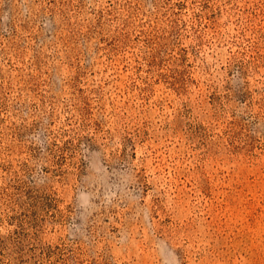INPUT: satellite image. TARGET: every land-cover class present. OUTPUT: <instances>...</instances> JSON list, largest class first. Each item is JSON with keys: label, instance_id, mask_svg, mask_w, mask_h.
<instances>
[{"label": "rangeland", "instance_id": "obj_1", "mask_svg": "<svg viewBox=\"0 0 264 264\" xmlns=\"http://www.w3.org/2000/svg\"><path fill=\"white\" fill-rule=\"evenodd\" d=\"M0 264H264V0H0Z\"/></svg>", "mask_w": 264, "mask_h": 264}]
</instances>
